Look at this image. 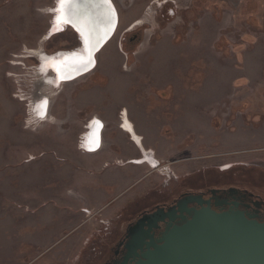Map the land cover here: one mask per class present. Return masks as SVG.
<instances>
[{
	"label": "rangeland",
	"instance_id": "obj_1",
	"mask_svg": "<svg viewBox=\"0 0 264 264\" xmlns=\"http://www.w3.org/2000/svg\"><path fill=\"white\" fill-rule=\"evenodd\" d=\"M54 2L0 0V264H92L95 254L109 247L103 226L85 250L74 246L59 251L63 240L47 235L52 228L32 234L55 192L65 194V184H56V173L64 174L66 103L80 106L86 100L88 113L94 114L95 100L107 107L115 98L135 99L162 123L154 134L159 139L155 156L171 164L169 178L190 175L183 184L214 189L221 181L264 200V0H211V11L201 4L197 28L178 37L173 28L156 37L155 28L147 30L135 50L140 54L137 64L125 70L117 47L119 27L97 57L96 76L102 74L105 80L87 85L88 93L76 98L74 84L49 87L50 77L40 75L32 59L77 46L70 31L46 40ZM169 84L163 93L149 89ZM128 85L139 88H125ZM163 96L165 100L158 98ZM41 103L50 106L47 115L41 114ZM126 130L132 133L130 126ZM53 138L59 147L48 141ZM33 159H41L39 165L32 167ZM207 171L222 174L219 181L212 183L211 175H191ZM159 180L157 184L164 185V178ZM165 195L157 187L137 197L119 223ZM96 216L84 211L87 221L100 223ZM54 238L58 241L50 246Z\"/></svg>",
	"mask_w": 264,
	"mask_h": 264
},
{
	"label": "water",
	"instance_id": "obj_2",
	"mask_svg": "<svg viewBox=\"0 0 264 264\" xmlns=\"http://www.w3.org/2000/svg\"><path fill=\"white\" fill-rule=\"evenodd\" d=\"M67 5L68 0H55L46 40L69 28L75 33L79 46L44 53L42 59L37 58L36 70L42 71L40 75L50 77L46 84L53 89L91 73L96 67L98 54L110 42L117 28V12L111 0H71V7ZM46 112L47 108H44L43 114ZM102 129L100 121L91 120L81 150L96 152L100 147ZM219 192L223 191L211 190V195ZM225 192L236 194L238 190L230 188ZM190 198H186L183 205L178 204V212L188 216L180 217V225H173L175 210H172V216L165 214L138 222L126 248L125 262L131 257V247L136 255V249L141 251L145 246L146 251L135 264H264V223H258L252 216L245 217L240 211L217 213L203 207L201 198ZM213 202L215 207L220 205ZM192 203L199 205L200 209H187ZM157 223L166 227L155 242L149 232Z\"/></svg>",
	"mask_w": 264,
	"mask_h": 264
},
{
	"label": "crops",
	"instance_id": "obj_3",
	"mask_svg": "<svg viewBox=\"0 0 264 264\" xmlns=\"http://www.w3.org/2000/svg\"><path fill=\"white\" fill-rule=\"evenodd\" d=\"M94 103L96 109L93 115L104 126L99 149L94 153L80 151L79 139L83 140L87 131L69 133V138L62 140L66 151L62 163L64 174L62 176L56 173L55 176L59 175L56 184H65V194H58L54 189L56 196L48 204V211L39 214L32 226L34 236H38L36 230L52 228L47 235L63 240L59 251L62 247L72 249L74 246H80L85 250L92 246L104 223L112 221L114 227L118 226L116 221L121 219L129 204L137 197L159 187L157 183L165 174L163 170H152L156 162L165 163L155 156V153L159 152V139L154 134L162 125L158 122L157 114L147 115L144 105L135 99L121 102L115 98L114 103L107 107L98 100ZM121 110L126 112L123 128L130 126L132 137L121 128V121L117 118ZM147 116L154 119V123H151ZM62 122L65 123L64 119ZM135 137L139 142H136ZM48 141L56 147L60 145L54 138ZM40 161L41 159H33L31 166L39 165ZM53 161L55 162L54 159ZM170 167L168 165L166 171L170 170ZM60 176L63 177V182H59ZM84 211L96 213V217L103 224L97 220H85ZM68 239L72 240L67 241ZM104 240L102 239L103 242ZM57 241L54 238L50 246H54Z\"/></svg>",
	"mask_w": 264,
	"mask_h": 264
},
{
	"label": "flooded vegetation",
	"instance_id": "obj_4",
	"mask_svg": "<svg viewBox=\"0 0 264 264\" xmlns=\"http://www.w3.org/2000/svg\"><path fill=\"white\" fill-rule=\"evenodd\" d=\"M111 2L117 12L118 17L115 34L119 27L122 28V32L117 41V47L120 55L122 56L120 67L123 70H125L126 67L132 64H137L135 60L138 59L140 54L136 53L135 50L143 43L144 36L147 30L155 28L157 32H155L154 37H156V35L160 33V31L173 28L178 37L185 31L187 32L190 29L197 28L200 19L201 4H206L205 7H208L211 11V0H111ZM212 7L216 10V6L213 5ZM68 31L72 32L75 36L77 43L76 47H78L79 43L77 41V37L72 30L67 28L65 32L61 34H65ZM115 34L113 35L112 39L115 37ZM76 47L63 48L57 51L71 50L75 49ZM32 59H34L37 69V57ZM97 66L98 58L96 61V67L91 73L81 76L75 80L66 82L63 85L74 84V87L76 89L72 91L73 95L75 94V98L78 95L81 97L82 93H88L87 85L93 82H103L105 80L102 74L101 77L99 75L96 76L95 70ZM106 79L109 83L108 77ZM133 87L139 88L137 85L125 86V88L127 89ZM171 87L172 86L170 84L167 85L166 88H158L156 85H151L149 86V89L154 90L155 93H163L165 91H168L167 89H170ZM158 98H160V100L166 99L164 96ZM81 102L80 106H77L75 102L65 104V113L63 119L69 133H81L83 131L86 132L89 127L90 121L96 119V116L93 115V113H88L89 109L86 100L85 103L82 102L83 105ZM100 102L104 104V101ZM108 102L109 104H111L114 103V100ZM49 108L50 106L48 105L46 112L47 114ZM124 117L126 118V112L124 110H121L117 114V118L121 121L120 125L122 129H124L122 126ZM124 130L127 131L132 137V133L129 130ZM134 139L136 140V142L138 141V139ZM83 140L79 139V147L81 145L80 143L83 142ZM80 151L83 153H87L81 149ZM152 154L153 153H151V155ZM167 164L168 163L160 164L159 162H156L153 165L154 168H152V170L154 171L161 172L163 170V172L165 173L164 181L162 182L164 183V185H160L159 187L161 189H164L166 195L160 202L155 203L149 208H144L141 211L133 214V216L126 222L119 223L122 219L121 217V219L119 218L120 220L118 219L116 221V223L118 222V226L114 227L115 224L113 225L112 223V226L110 225L109 229L105 232V235L107 236V238H109V247L106 252H102L101 248L100 252L95 254V260L92 262V264H124L125 256L128 252V250L126 251L127 245L132 238V235L136 231L134 230L136 225L143 218H148L150 220L154 216L155 218H160L165 214H169V216H172V210H175L174 214L176 215V218L173 225H180L182 223L180 217L182 216L188 218V216L185 213L181 215L178 212V204L183 205L184 201L187 200L186 198L188 197H195L198 200L201 198V200L204 202L202 205L203 207H208L209 209H212L217 213L240 211L244 213L245 217L252 216L258 223H264V200L260 195L250 193L249 191L242 188L239 189L236 186L218 185V187H216L217 190L224 192L230 188H235L238 190V192L236 194L219 192L212 196L211 190H215V186H203L201 188H198V185L193 184V182L189 183V186L191 185L190 187H188L187 184H183L182 181L190 175H187L186 178H169L166 170L167 166H171V164ZM168 171L170 170L168 169ZM191 175H201L199 177L204 178L206 176H210L211 173L207 171L202 173L199 172L197 174L194 173ZM172 181H174L173 183L175 184L169 186ZM213 201H216L220 205L218 207H215L213 205ZM186 208L189 210H199L200 206L196 203H192L188 204ZM165 227L166 226L164 224L157 223L156 227H153L149 232V236L156 242L163 235ZM112 237L113 239L112 241H110V238ZM128 247H130V245ZM132 248L133 247H131L130 251L131 257L127 259L125 264H135V262L146 251V247L144 246L141 251L136 249V255H134L132 253Z\"/></svg>",
	"mask_w": 264,
	"mask_h": 264
},
{
	"label": "trees",
	"instance_id": "obj_5",
	"mask_svg": "<svg viewBox=\"0 0 264 264\" xmlns=\"http://www.w3.org/2000/svg\"><path fill=\"white\" fill-rule=\"evenodd\" d=\"M218 175H222V174H219V173H211V182L212 183H216L218 180L217 177H219ZM220 183H217L218 185H221V181H219ZM228 185V183L226 184Z\"/></svg>",
	"mask_w": 264,
	"mask_h": 264
},
{
	"label": "bare ground",
	"instance_id": "obj_6",
	"mask_svg": "<svg viewBox=\"0 0 264 264\" xmlns=\"http://www.w3.org/2000/svg\"><path fill=\"white\" fill-rule=\"evenodd\" d=\"M43 80H44V79H43ZM38 108L41 109L42 112H44V108H46L45 103H41V104H39ZM41 114H43V113H41ZM37 116H39V115H37ZM37 116H36V117H37ZM41 116H42V115H41ZM127 129H129V128H127Z\"/></svg>",
	"mask_w": 264,
	"mask_h": 264
},
{
	"label": "built area",
	"instance_id": "obj_7",
	"mask_svg": "<svg viewBox=\"0 0 264 264\" xmlns=\"http://www.w3.org/2000/svg\"><path fill=\"white\" fill-rule=\"evenodd\" d=\"M100 223L103 224L102 221H101ZM103 227H104V228H103V231L106 232V231L109 229L110 225L108 226V223H104V224H103Z\"/></svg>",
	"mask_w": 264,
	"mask_h": 264
},
{
	"label": "snow or ice",
	"instance_id": "obj_8",
	"mask_svg": "<svg viewBox=\"0 0 264 264\" xmlns=\"http://www.w3.org/2000/svg\"><path fill=\"white\" fill-rule=\"evenodd\" d=\"M69 8L71 7V0H68V5ZM90 62V61H89Z\"/></svg>",
	"mask_w": 264,
	"mask_h": 264
}]
</instances>
